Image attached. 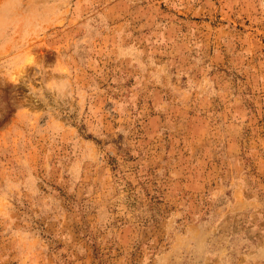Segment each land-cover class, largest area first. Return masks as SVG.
<instances>
[{
  "label": "rangeland",
  "instance_id": "1",
  "mask_svg": "<svg viewBox=\"0 0 264 264\" xmlns=\"http://www.w3.org/2000/svg\"><path fill=\"white\" fill-rule=\"evenodd\" d=\"M0 264H264V0H0Z\"/></svg>",
  "mask_w": 264,
  "mask_h": 264
}]
</instances>
